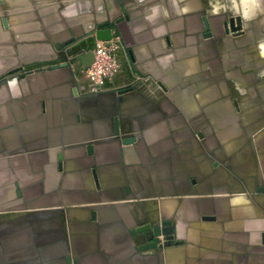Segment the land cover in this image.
Wrapping results in <instances>:
<instances>
[{
	"label": "crops",
	"instance_id": "obj_1",
	"mask_svg": "<svg viewBox=\"0 0 264 264\" xmlns=\"http://www.w3.org/2000/svg\"><path fill=\"white\" fill-rule=\"evenodd\" d=\"M233 3L248 34L229 40L225 0H0V264H264V78L220 72L253 63L264 10ZM101 27L126 50L115 85L140 91L12 75Z\"/></svg>",
	"mask_w": 264,
	"mask_h": 264
},
{
	"label": "built area",
	"instance_id": "obj_2",
	"mask_svg": "<svg viewBox=\"0 0 264 264\" xmlns=\"http://www.w3.org/2000/svg\"><path fill=\"white\" fill-rule=\"evenodd\" d=\"M88 41H78L72 46H82L77 57L69 55L72 46L57 48V53L63 54L64 58L53 62V64H37L22 67L19 71L12 73L13 76L24 79L30 74H35L50 66L66 65L73 74L75 83L77 84L79 93L84 94H100L112 91H122L134 89L140 91L141 86L145 82L138 79L133 84L123 87L115 85V81L121 76L123 71V63L126 56V50L123 45L122 37L119 34H113L110 41H98L95 38H88ZM92 53L94 61L88 68L82 66L78 57ZM152 87V91L156 92L160 83H156Z\"/></svg>",
	"mask_w": 264,
	"mask_h": 264
},
{
	"label": "rangeland",
	"instance_id": "obj_3",
	"mask_svg": "<svg viewBox=\"0 0 264 264\" xmlns=\"http://www.w3.org/2000/svg\"><path fill=\"white\" fill-rule=\"evenodd\" d=\"M226 1L227 0H225L224 7L228 8L229 10L235 9L236 12H232L230 10L229 13L226 12L225 16L221 15L223 19V23L221 24V30L223 31L224 37H226L229 40L242 38L244 37V35L248 34V21L246 19V16L243 13H241L240 3H233L234 4L233 6L231 5L229 6V5H226ZM209 2L210 0H208V3ZM251 2L254 3L252 5L254 11L264 10V0H241V4L245 6L243 7L245 11H248V6L251 4ZM215 5L216 4H213V6L211 7V5L208 4L209 13L204 14L203 21H206V19L210 20L211 17L214 16V12L212 11V9L215 10ZM261 21L263 20L256 19V22L258 23ZM209 31L210 29L207 26L205 29L202 30L201 37L208 35L207 33H209ZM255 34L258 38V50L256 51V53H250V54L248 52H245L242 54V57H241L242 59H245L246 61L253 60V63L224 64V68L220 70L222 77L232 79V77L239 76L241 74L243 77H245V79L249 77L264 78V28H261L260 25L258 24V26H256ZM248 47L249 45L246 46V48ZM233 56L234 54L232 53L230 56V60ZM204 76L206 75H204V71L202 70V68L190 69V79H192L193 77H196L199 79ZM160 85L161 87H158L160 89L158 90L159 94H156L155 92H153V94L159 95L158 97L160 98V101L162 99H163L162 101H169L166 98L167 94L169 93L168 88H166V85L163 82H161ZM242 86L246 87V90H249L250 89L249 87H251L250 82H248L247 80L246 81L243 80ZM179 100L180 101H191V91L187 92L186 95H183L182 93Z\"/></svg>",
	"mask_w": 264,
	"mask_h": 264
},
{
	"label": "water",
	"instance_id": "obj_4",
	"mask_svg": "<svg viewBox=\"0 0 264 264\" xmlns=\"http://www.w3.org/2000/svg\"><path fill=\"white\" fill-rule=\"evenodd\" d=\"M107 27V26H105ZM113 33L111 29H103L102 27L100 28L99 31H95L94 33H92L90 35L89 38H95L98 41H110V39L112 38ZM58 49H60L61 47H57ZM64 48V47H63ZM78 60L81 61V64L83 67L88 68L92 65L93 61H94V55L92 53H89L87 55H81L78 57ZM22 67H20L19 69H17L16 71H19ZM60 70H67L71 73V71L67 68L66 65H62V66H50L47 67V69H43L37 73H42V72H49V71H60ZM15 71V72H16ZM35 73V74H37ZM34 75V74H30L29 76ZM72 77L73 74L71 73ZM28 76V77H29ZM27 77V78H28ZM26 79V78H24ZM73 81H74V85H75V89H76V93L79 92L77 84L75 83L74 77H73ZM134 92H138L134 89H129V90H122V91H112V92H106V93H118V94H122V93H134ZM100 94H104V93H100ZM87 95H99V94H87Z\"/></svg>",
	"mask_w": 264,
	"mask_h": 264
}]
</instances>
